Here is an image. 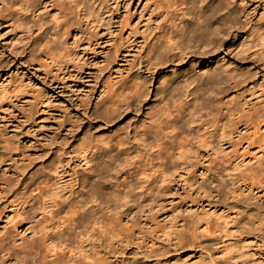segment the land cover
Here are the masks:
<instances>
[{"label": "rangeland", "instance_id": "rangeland-1", "mask_svg": "<svg viewBox=\"0 0 264 264\" xmlns=\"http://www.w3.org/2000/svg\"><path fill=\"white\" fill-rule=\"evenodd\" d=\"M235 1L244 13L237 27L224 33L218 47L208 56L198 53L182 62L167 63L157 68L155 74L144 70L145 75L140 72L143 66L135 60L142 49L141 34L131 35L119 30L110 36L109 45L102 43L97 49L99 55H89L90 59L82 47L78 58L72 57L75 65L67 73L60 63L52 64L43 58L44 49L37 47L34 39L37 32L23 25L21 13L16 12L17 8L9 1L0 0V181L11 185L0 190V239L7 237L8 241L17 243L33 239L38 230L36 224L8 221L3 215L9 213L15 218L22 213L20 207H15L17 198L22 193L34 192L38 182L55 167H59L60 196L65 200L74 199L80 189V177L88 168L80 152L88 142L103 138L107 142L114 140L108 145L111 148L118 136H123L136 148L137 132L151 123L160 107L168 108L167 119L175 116L174 106L184 102L186 96L170 104L159 89L167 83L165 76H174L176 69L209 71L218 65L238 73L250 70L251 78L230 87L223 102L248 108L260 101L264 89V56L257 55L252 47L244 50L243 44L249 39L253 41L264 24V0ZM109 8L121 16L115 21L123 25L140 23L141 27L155 6L148 3L144 15H141L142 7L131 8V13H127L121 5L116 7L114 0H110ZM45 15L48 18L47 11ZM30 20L28 17L27 21ZM116 26L113 29L117 32L119 26ZM153 42L151 38L149 43ZM110 47L126 51L125 64L119 61L112 68L104 69V57ZM124 66L135 68L134 79L130 81L132 86L140 88L143 80L138 76L145 75L150 89L143 96L136 90L135 95L130 91L126 95L128 99L118 108L113 106L111 98L105 103L104 91L105 84L120 78L118 68ZM133 95L135 103L132 105L129 103ZM113 109L118 112L113 114ZM237 140L235 136L231 144L224 146L223 154L232 158L233 166L223 195L216 190L198 192L192 176L200 175L203 170L193 172L192 167L184 168L182 159L176 157L179 152L176 145H164L173 158L166 160V179L158 202L142 211L135 209L137 225L106 235L104 242L97 241V249L87 242L86 253H109L116 264L128 261L134 254L138 256V264H264V149L260 148V142L248 146L243 141L235 142ZM187 145L190 151L187 161L196 163L192 156L198 145L189 142ZM114 149L119 153L123 150L117 146ZM150 154L156 153L150 151ZM207 159L206 156L203 160L206 165ZM150 161L146 160L148 166L144 168L149 176L155 173L157 164ZM56 177L53 176L52 184ZM127 177L120 173L115 180L120 184ZM98 210L101 215L108 212L101 206ZM120 217L117 215L121 221ZM126 226L130 227V223ZM199 226L201 229L194 232ZM183 233L185 238L181 236ZM4 263L5 260H0V264ZM6 264L38 263L33 259L12 260Z\"/></svg>", "mask_w": 264, "mask_h": 264}, {"label": "bare ground", "instance_id": "bare-ground-1", "mask_svg": "<svg viewBox=\"0 0 264 264\" xmlns=\"http://www.w3.org/2000/svg\"><path fill=\"white\" fill-rule=\"evenodd\" d=\"M7 1L21 13L23 25L33 28V33L37 32L34 39L37 47L44 49L43 58L52 64L60 63L67 73L75 65L72 57L76 55L78 58L82 47L89 59V55L98 56L97 49L102 43L109 45L110 36L119 30L131 35L141 34L142 49L135 60L138 59L143 66L140 72L145 75L147 72L155 74L157 68L167 63L182 62L198 53L206 57L218 47L224 33L237 27L244 13L235 0H114L116 7L121 5L127 13L140 6L143 9L141 15H144L148 3L155 6L140 27V23L123 25L115 21L121 16L109 8L110 0ZM115 25L119 26L117 32L113 29ZM95 37L99 38L93 40ZM151 38L152 44L149 43ZM243 45L244 50L252 47L257 55L264 56V24L253 41L249 39ZM109 49L104 57V69L112 68L119 61L121 65L122 62L125 64L126 51ZM200 70L195 68L185 72L176 69L174 76H165L167 83L159 89L165 101L176 103L182 95L186 100L174 106L177 113L170 119H167L168 108L160 107L151 123L137 132L136 148L123 136H118L111 148L108 145L114 140L107 142L103 138L88 142L80 151L88 168L80 177V189L74 199L65 200L60 196L59 167L50 170L48 176L38 182L34 192L22 193L15 204L23 210L22 213L15 218L5 213L3 217L8 221L36 224L38 230L29 242L8 241L7 237L0 239V260H5L4 264L12 260L27 262L33 259L38 264H116L109 253H86V243L97 249V241L104 242L106 235L137 225L135 209L142 211L158 202L166 179V160L173 158L165 151L166 144L176 145L179 151L176 157L182 159L184 168L192 167L193 172L203 170L200 175L192 176L198 192L216 190L223 195L230 176L228 172L233 166L232 158L223 154L225 143L231 144V140L238 136L235 142L243 141L248 146L260 142V148L264 149V89L257 104L248 108L235 106L223 102L225 92L249 80L251 71L238 73L218 65L209 71ZM118 71L120 78H113L115 82L105 84L104 94L107 96L105 103L111 98L113 106L119 108L120 103L128 99L126 95L130 91H134V95L136 91L145 95L150 82L147 76L139 75L143 82L136 89L130 83L134 79V66H124ZM134 95L129 104L135 103ZM117 97L124 100H117ZM115 112L118 110L113 109L112 113ZM188 142L198 145L192 156L196 163L187 161ZM115 146L122 148V153L116 151ZM150 151L156 154L151 156ZM206 156L209 158L207 165L203 163ZM147 159L151 164L157 162L155 173L150 176L144 169L148 166ZM120 173L128 177L118 184L115 176ZM53 176H57L55 184H52ZM10 187L9 182L0 181L1 191ZM100 206L108 212L99 214ZM117 215L123 219L120 221ZM127 223L130 227L126 226ZM120 226L123 227L119 229ZM200 229L201 226L196 227L194 232ZM181 236L186 237L184 233ZM127 260L121 264H138L137 254Z\"/></svg>", "mask_w": 264, "mask_h": 264}]
</instances>
